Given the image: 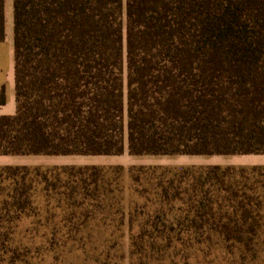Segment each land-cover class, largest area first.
Instances as JSON below:
<instances>
[{"label":"trees","instance_id":"trees-1","mask_svg":"<svg viewBox=\"0 0 264 264\" xmlns=\"http://www.w3.org/2000/svg\"><path fill=\"white\" fill-rule=\"evenodd\" d=\"M12 12L16 112L0 115V156L264 155V0H12ZM41 209L64 227L77 210L119 215L148 258L264 252V166L0 167V264H28L15 234Z\"/></svg>","mask_w":264,"mask_h":264},{"label":"rangeland","instance_id":"rangeland-1","mask_svg":"<svg viewBox=\"0 0 264 264\" xmlns=\"http://www.w3.org/2000/svg\"><path fill=\"white\" fill-rule=\"evenodd\" d=\"M5 40L0 43V90L5 88L6 102L0 106V113H15V81L13 53V12L12 0H5ZM0 165L54 167V166H97L111 167H189V166H264V155H230V156H130L127 151L120 156H2ZM122 187L128 192L125 201L132 206L141 207L145 202L133 195L128 179ZM156 206L150 209L155 210ZM69 210L68 213H71ZM116 211H112L114 213ZM55 217L46 222L43 210L37 218L23 219L15 234V244L27 248L28 264H232L221 253L202 258L195 254L190 257L166 253L150 258L135 253L128 233L120 226L121 217L111 215L103 219L94 216L85 221V210H77L67 220L64 227L61 212L56 210ZM121 227V228H120ZM126 227V225L124 226ZM121 229V230H120ZM26 257V256H25ZM245 264H264V252L252 259L248 257ZM239 264V263H237Z\"/></svg>","mask_w":264,"mask_h":264},{"label":"crops","instance_id":"crops-1","mask_svg":"<svg viewBox=\"0 0 264 264\" xmlns=\"http://www.w3.org/2000/svg\"><path fill=\"white\" fill-rule=\"evenodd\" d=\"M3 87V86H2ZM2 89V88H1ZM0 92H1V90H0ZM15 103H16V100H15ZM15 112H16V110H15ZM15 113H13V112H11V110L8 112V113H4V114H1L0 113V115H14ZM0 157H2V156H0ZM4 166H10V165H0V167H4ZM252 166H258V165H252ZM252 166H249V167H252ZM37 167V166H36Z\"/></svg>","mask_w":264,"mask_h":264}]
</instances>
